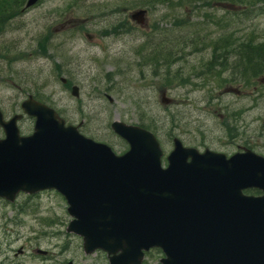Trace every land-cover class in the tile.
<instances>
[{"label": "water", "instance_id": "obj_1", "mask_svg": "<svg viewBox=\"0 0 264 264\" xmlns=\"http://www.w3.org/2000/svg\"><path fill=\"white\" fill-rule=\"evenodd\" d=\"M21 109L34 118L29 137L18 134L20 116L4 122L0 115V197L57 191L72 217L67 232L82 237L86 254L102 250L109 264H141L142 251L158 247L161 264H200L197 237L210 234L234 246L232 256L223 254L229 264H264V158L199 154L174 141L160 169L158 144L145 130L113 122L129 146L116 156L31 97ZM251 188L262 195L241 194Z\"/></svg>", "mask_w": 264, "mask_h": 264}, {"label": "rangeland", "instance_id": "obj_2", "mask_svg": "<svg viewBox=\"0 0 264 264\" xmlns=\"http://www.w3.org/2000/svg\"><path fill=\"white\" fill-rule=\"evenodd\" d=\"M11 2L0 0V10L9 9ZM138 4L139 0H42L30 10L22 11L24 8L21 7L23 9L10 16L7 24L2 20L0 109L3 113L6 116L17 113L20 102L27 95L38 94L48 106L61 114L67 124L85 120V133L108 144L116 154L124 151L126 146L111 133L109 125L113 120L140 125L139 119L145 123L152 120L167 123L171 118L181 119L182 116L185 119L182 124L187 125L177 137L183 145L199 151L208 149L229 154L236 147L233 136H241L239 141L250 138L257 144L264 142V139L258 138L264 136V121H254L264 118V102L253 101L252 109L246 110L253 88L250 90L243 85L229 83L225 88L234 93L227 94L225 88L220 89L224 93L213 102L218 105L219 111L226 110V114L216 119L215 114L211 116L208 113V105H203L202 92L197 93L202 104L193 100L184 101V93L190 89L167 91L170 86L176 85L166 88L160 78L146 77L147 73L146 78H139L137 63L147 53L143 33L149 34L153 43L164 39L165 33L151 34V28L156 25L160 32L166 30L167 36L173 13L163 6L148 10L141 26L129 25L127 33L118 38L112 37L111 23L117 26V23L126 20L128 13L130 15L141 9ZM113 12L118 14L117 19L116 14H108L112 19L100 17ZM166 15L167 21L162 20ZM192 16V22L199 20L195 15H190L189 19ZM257 22L264 23V18H258ZM194 29L200 31L196 26ZM6 51L13 52L10 57L15 63L12 65L8 64L9 56L3 58ZM19 51L30 52V59L17 62L14 54ZM205 55L198 52L190 60L195 63ZM192 69H195V64ZM192 69L189 72L182 69L179 73L183 77L188 76ZM113 74L119 76H115L112 84L108 81ZM60 76L67 80L66 85L59 81ZM224 79L228 82L225 76ZM72 83L80 89L79 101L70 96L68 86ZM259 89L261 87L257 86ZM164 90L162 94L166 97H163L173 100L170 107L161 101L160 91ZM106 95L110 96L111 103ZM238 111H242V121L234 124L231 119ZM31 124L28 121L20 124L24 134L31 131ZM166 135L162 131L159 138L169 150L171 143L166 141ZM37 196L38 205L27 211L28 216L17 220L20 225L12 228L7 224L13 213H5V218L0 219V264H62L69 260L74 264H104L102 256H85L80 240L65 232L70 218L63 200L52 192ZM32 206L30 202V209ZM69 243V249L62 253L57 250V246L68 247ZM38 249L48 252L45 259L35 255ZM19 250L22 252L18 253ZM158 258L159 255L157 258L147 257L146 263L157 264Z\"/></svg>", "mask_w": 264, "mask_h": 264}, {"label": "trees", "instance_id": "obj_3", "mask_svg": "<svg viewBox=\"0 0 264 264\" xmlns=\"http://www.w3.org/2000/svg\"><path fill=\"white\" fill-rule=\"evenodd\" d=\"M25 0H12L9 4V9L0 10V25L2 20L6 23L10 20V16L16 15L22 7V3ZM253 4L264 5V0H139V7H145L149 11L154 10L156 7L163 6L169 9L173 15L170 19V28L168 39L164 40L168 45H170L169 52H164L160 45H165L166 43L161 41L156 47L160 49L157 54L154 53L153 56V74L156 76L160 74V78L167 83L176 84L181 88H184L186 85L195 86V83H192V79H197L205 89L206 100L210 102L211 100V80L214 76L215 67H217V72L220 68L227 66L228 55L233 41V28L236 25L235 14L243 13L244 11L240 8L237 10H230L231 7H248ZM222 10L224 14L219 19H216L215 12L216 10ZM230 11V12H229ZM178 12L181 13L180 16L176 15ZM190 13V14H189ZM190 15H195L199 17V20L192 22L194 16L189 19ZM168 16H163L162 19L166 20ZM197 27L196 31L194 28ZM218 27L223 31L219 35L218 40L212 38V27ZM156 27V26H155ZM156 31V28H155ZM166 33V32H165ZM175 33L179 35L175 36ZM182 40H180V38ZM225 46V47H223ZM233 52L236 53L237 57L235 64L232 65L230 77L238 78H248L251 70L247 68V65L242 63L244 58H246V44L238 45L234 50V45L232 46ZM188 51V52H187ZM187 52V53H186ZM198 52H203L206 55L193 63L190 60L188 63L187 57H190ZM222 52L224 54H222ZM177 53H180L179 57ZM220 53V54H219ZM9 55V52H5V56ZM220 55V56H219ZM222 56V57H221ZM243 58V59H242ZM8 64L12 65V60L7 59ZM182 62L181 67L188 65L182 69H186L189 72L192 69V65L195 64V69H192L193 78L189 81L186 78H182L179 70H171L174 64ZM251 68V67H250ZM197 70V71H196ZM207 87H210L206 89ZM170 89L173 90V87L170 86ZM36 100L40 102H45L44 98H40L37 95H34ZM147 130H156L150 126H144ZM174 130L170 132L172 134ZM23 204V203H22ZM22 204H19L18 208H15L18 212H23Z\"/></svg>", "mask_w": 264, "mask_h": 264}, {"label": "flooded vegetation", "instance_id": "obj_4", "mask_svg": "<svg viewBox=\"0 0 264 264\" xmlns=\"http://www.w3.org/2000/svg\"><path fill=\"white\" fill-rule=\"evenodd\" d=\"M1 138H3V136H1L0 139ZM260 143L261 144H257L254 139L246 138L244 140V145L243 146L238 145L237 150L247 149V150H251L254 152L257 151L259 153L264 154V151H260V150H264V142H260ZM242 193L244 195L253 196V197H257L261 195V192L257 190H245ZM1 206H5V203L0 202V208ZM0 217L4 218V216H0ZM8 223L9 221L7 222V224ZM206 242H208V244H206ZM70 245L71 243L68 244V247L64 246L63 248L69 249ZM196 248H197V251L199 252L200 264H229L231 261V258L225 259L223 258V254L226 251L230 253L231 255L234 249V246L230 245L229 243L223 244L221 239L216 238V236L206 234V235H200L197 237ZM21 252L22 250L18 251V253H21ZM45 252L47 255L48 252L47 251Z\"/></svg>", "mask_w": 264, "mask_h": 264}, {"label": "bare ground", "instance_id": "obj_5", "mask_svg": "<svg viewBox=\"0 0 264 264\" xmlns=\"http://www.w3.org/2000/svg\"><path fill=\"white\" fill-rule=\"evenodd\" d=\"M223 47H225V46H223ZM220 54V53H219ZM222 54H224L223 52H222ZM220 56V55H219ZM227 56V55H226ZM222 57V56H221ZM228 57V56H227ZM243 59V58H242ZM246 66V65H245Z\"/></svg>", "mask_w": 264, "mask_h": 264}]
</instances>
